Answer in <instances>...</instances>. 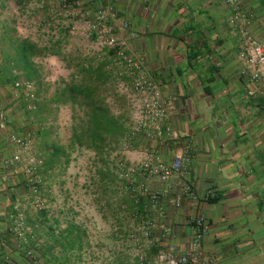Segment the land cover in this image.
<instances>
[{
  "label": "crops",
  "instance_id": "crops-1",
  "mask_svg": "<svg viewBox=\"0 0 264 264\" xmlns=\"http://www.w3.org/2000/svg\"><path fill=\"white\" fill-rule=\"evenodd\" d=\"M238 1L250 32L264 43V0ZM79 6H113L130 24L132 50L143 57L168 106L161 136L149 140L142 129L131 134L129 142L139 144L125 151L126 168L134 170L125 189L114 185V197L104 183L105 190L88 195L93 211L105 203L117 219L111 238L124 235L122 245L135 251L133 260L152 250L144 241L126 239L137 226L130 210L146 214L150 207L126 187L158 189V178L147 180L139 165L152 153L164 164L180 157L182 168L167 179L161 201V221L172 242L185 251L194 236L190 220L203 217L201 264H264V78L251 82L240 61L238 35L227 22L230 5L225 0H80ZM14 184L17 193L13 182L0 179V264H54L47 254L51 233L45 229L42 240L36 236L35 218L23 210L30 207L31 194L25 183ZM185 185L192 196L186 192L177 208L171 201ZM45 197L50 209L48 193ZM82 202L77 194L74 205ZM27 249L35 251V260Z\"/></svg>",
  "mask_w": 264,
  "mask_h": 264
},
{
  "label": "rangeland",
  "instance_id": "rangeland-1",
  "mask_svg": "<svg viewBox=\"0 0 264 264\" xmlns=\"http://www.w3.org/2000/svg\"><path fill=\"white\" fill-rule=\"evenodd\" d=\"M63 3L64 0H0V179L13 182L15 192L17 191L15 182L26 184L25 189L28 195L31 194V200L29 201L30 207H25L23 210L34 216L35 222L33 223H36L38 238H42L39 233L45 229H48L49 232L53 230L59 235L66 227L76 226L78 228L77 233L81 237L82 246L70 252L68 264H131L134 261L135 251L122 245L121 239L124 238V235L121 234L115 240L110 236L119 227L117 219L115 220L114 215L111 214V209L106 207L105 203H101L98 205V211H93L88 204V195L91 190H95L98 182L94 159L90 153L84 152L80 156L74 153L65 171L54 170L44 173L42 168L37 169L34 175V185L38 192L35 195L28 187L23 170L25 156L21 163L10 168L3 167L4 161L10 156L11 147L8 140L11 134H29L34 146H32L29 155L39 157L42 153L41 145H45L37 136L38 129L41 128L40 122L44 127L52 126L51 140L66 144L72 117V110L69 106L55 110L54 105L48 103L47 112L44 110L38 112L28 109L26 105L22 106L23 102L15 99L12 88L14 76L18 75L19 79L23 81L25 72L20 69V64L8 61L12 55V47L23 40H28L37 46V50L50 49L54 46L59 52V56L42 57L38 54L39 56L32 59L36 78H32L31 81L34 90L37 92L39 89L38 101L41 103L44 99L50 100L57 84L62 79L68 78L72 72V66L78 59L83 56L92 57L101 52L102 47L93 39L81 33L73 35L71 29L73 26L84 29L88 20L92 18V14L105 6H93L92 8V6H79V2L75 7H64ZM112 14V19L121 21L114 7H112ZM125 23L128 27L123 32V37L127 47L133 51L130 41L135 40V37L129 34L131 32L130 24ZM107 25L111 24L107 23ZM247 29L249 30L248 26ZM127 34L129 35L127 36ZM138 56L143 60L141 55ZM121 90L124 94L130 93L128 89L121 88ZM109 103L114 112L122 114L126 107L129 111L128 102L126 105L123 104L120 97H112L109 99ZM126 118L128 119L126 124L130 126L131 131L139 132L136 131L137 124L131 119L129 112ZM138 144L139 142L132 140L129 143L121 144L117 150L112 151L110 160L113 168L118 165L121 170H127L126 165L130 161L125 154L126 148L135 149ZM120 172L122 173V171ZM123 178H127V175H123ZM79 191L80 193H78ZM46 193L49 195V200L52 201L50 209H47L49 204L47 205L45 201ZM77 194L82 195L83 202L80 207L74 205ZM35 199L42 202V208L35 206ZM45 212L46 215H44ZM20 216H22V220L18 219L17 226L22 229L25 227V216L23 214ZM47 254L52 260L54 257L65 255L55 249Z\"/></svg>",
  "mask_w": 264,
  "mask_h": 264
},
{
  "label": "built area",
  "instance_id": "built-area-1",
  "mask_svg": "<svg viewBox=\"0 0 264 264\" xmlns=\"http://www.w3.org/2000/svg\"><path fill=\"white\" fill-rule=\"evenodd\" d=\"M78 4V1L73 0ZM230 5V15L227 22L235 27L239 39V58L251 82H260L264 78V43L256 39L247 29L246 19L242 13L238 0H225ZM62 6H71L64 3ZM112 6H105L92 14L84 29L72 27L73 35L82 34L93 39L103 48H120L116 52L122 68L133 78L130 93L126 94L131 119L137 124V129H142L149 140H155L162 135V122L167 116L168 106L166 101L154 81L144 66V62L139 56L131 51L123 37V32L128 25L111 17ZM110 20L111 25H107ZM113 20V21H112ZM101 49V50H102ZM126 89V88H125ZM15 99L26 103L28 109L34 110L35 94L32 82H15ZM11 150L10 156L4 161V166L10 168L22 162L25 156L23 170L27 178L28 187L31 193L37 194V187L34 185V175L40 161L29 155L33 146L32 137L20 134H11L8 140ZM182 158L177 157L171 163L164 164L156 155H152L139 165V170L146 176L147 180L157 177L159 181L158 189H150L148 185L141 186L139 189L131 185L132 191H137L141 199H147L150 203L148 213L134 215L133 219L139 220L136 229L127 236L132 243H143L152 249L149 253H143L136 257L131 264H201L200 252L198 251L199 238L204 234L205 220L203 217H194L190 220L194 228V236L189 242L188 248L180 252L176 244L172 242L164 224L161 221V201L162 193L166 191L167 179L178 173L182 168ZM121 175H128L134 172L133 169L121 170ZM127 171V173H125ZM124 172V173H123ZM188 192L191 194V187L185 185L171 201L172 205L179 208L182 204L183 196ZM37 198V197H36ZM35 206L42 208V202L35 199ZM149 215V216H146ZM22 220V216H19Z\"/></svg>",
  "mask_w": 264,
  "mask_h": 264
},
{
  "label": "trees",
  "instance_id": "trees-1",
  "mask_svg": "<svg viewBox=\"0 0 264 264\" xmlns=\"http://www.w3.org/2000/svg\"><path fill=\"white\" fill-rule=\"evenodd\" d=\"M66 3L71 7L77 5L74 6L76 2L73 0H66ZM107 23L111 24L112 22L108 20ZM119 49L103 48L97 55L92 57L83 56L78 59L72 66V72L68 78L66 80L62 79L57 84L50 100L44 99L42 103L39 102V89L37 92L34 90L36 98L34 111L42 112L44 110V112H47L48 103H52L55 110L66 106H69L72 110L66 144L51 140L53 135L52 126L44 127L40 122L41 128L38 129L37 136L45 145H41L42 153L39 157H36L40 161L37 169L42 168L44 173L54 170L65 171L74 153H91L96 169L95 174L98 177L96 191L105 190L102 187V184L105 183L106 186H110L107 190L114 197L118 195V190L114 188V185L122 183L121 186L125 189L124 184L130 178H123L118 165L113 168L110 157L112 151L117 150L121 144L129 143L130 137H132L131 134L134 133L131 131L130 126L126 124L128 107L121 114L114 112L109 103V99L116 96L120 97L123 104L126 105L127 97L121 88H131L133 82V78L125 72L116 57V52ZM38 54L42 57L60 55L54 46L50 49L37 50V46L28 40H23L12 47V55L8 61L13 64H20V69L25 72V80L23 81L19 79L18 75L14 76L12 88L15 82H32V78H36L32 59L39 56ZM24 105L26 103L23 102L22 106ZM122 107L125 108L124 105ZM43 118L47 119L46 117ZM118 179L121 180L118 181ZM129 188H132L131 185L126 187L127 191L130 190ZM118 206L120 207V204L117 203L116 207ZM146 210L148 211V209ZM137 213L145 216L144 210L132 208L130 219L133 220L134 215L138 216ZM44 215H46V212ZM135 221L138 224L139 220L135 219ZM77 229L76 226H69L59 235L51 230L47 244L50 243L49 245L52 246L48 253L55 249L65 254L62 257H54V264H68L70 262V252L75 251L77 247L78 249L81 248V237L77 233ZM26 254L30 259L36 257V253L32 249H27Z\"/></svg>",
  "mask_w": 264,
  "mask_h": 264
}]
</instances>
